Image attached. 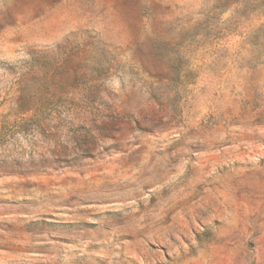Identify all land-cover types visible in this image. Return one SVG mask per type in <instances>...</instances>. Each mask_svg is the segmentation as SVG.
<instances>
[{"label": "rangeland", "instance_id": "374dc122", "mask_svg": "<svg viewBox=\"0 0 264 264\" xmlns=\"http://www.w3.org/2000/svg\"><path fill=\"white\" fill-rule=\"evenodd\" d=\"M0 264H264V0H0Z\"/></svg>", "mask_w": 264, "mask_h": 264}]
</instances>
